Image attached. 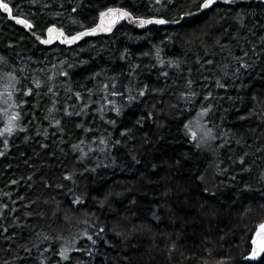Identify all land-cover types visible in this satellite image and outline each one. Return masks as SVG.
<instances>
[{
  "label": "trees",
  "instance_id": "16d2710c",
  "mask_svg": "<svg viewBox=\"0 0 264 264\" xmlns=\"http://www.w3.org/2000/svg\"><path fill=\"white\" fill-rule=\"evenodd\" d=\"M5 2L0 264H264L249 258L264 223V0ZM109 7L166 23L42 42ZM202 107L212 149L185 128Z\"/></svg>",
  "mask_w": 264,
  "mask_h": 264
},
{
  "label": "snow or ice",
  "instance_id": "6c2138e0",
  "mask_svg": "<svg viewBox=\"0 0 264 264\" xmlns=\"http://www.w3.org/2000/svg\"><path fill=\"white\" fill-rule=\"evenodd\" d=\"M158 2H159V0H157V3ZM195 2H196V0H194V3ZM215 2H216V0H202V2L198 4L197 11H200L202 9H207L210 6H212ZM225 2L226 3L230 2V0H225ZM0 9H3L9 15H12V8L10 7L9 3L5 2V0H0ZM73 11H75V9H73ZM184 15H192V13H182V16H184ZM99 16H100V20H101L100 24H97L93 28H86L84 31L76 32L74 35H65V33H64V31L62 29H57L55 27V25H53L52 27L47 29V31L49 33V38L48 39H44L42 42L45 43V44L51 43L52 39L56 38L53 34L54 33H59V36L63 38V42L68 43V44H72L73 42L79 40L81 37H83V36H85V35H87L89 33H95L97 31L110 32L112 30V26L115 25L119 20L124 19V18H132L134 21H138L141 26H143L145 24H150V23L153 22L152 19H144L142 17L136 16L133 12H131V11H129V10L123 8V7H109V8H106L105 10H103V11H101L99 13ZM12 18L13 19H18L19 23L24 24V25L28 26L29 28L32 27V24H31V22L28 19H21V18H18L16 16H12ZM174 22H176V21H174ZM155 23L164 24V23H166V21L164 19H155ZM33 34L35 35V33H33ZM38 39H39V37H38ZM261 43L264 44V37H261ZM252 54L256 55V46L255 45H253V53ZM248 55H249L248 52L244 53V56H248ZM257 58H259V57L257 56ZM237 59L241 61V64H240L241 67H244V68L250 67V65L247 64L243 60L242 57H237ZM161 63H163V61H161ZM208 63H211V61H209ZM238 71H239V68H237V72ZM63 74L67 75V73H63ZM9 75H12V74L9 73ZM164 75H167V73H164ZM36 83H37V85H39L40 82L37 81ZM189 84H191V81H189ZM218 86H221V85L218 84ZM103 87H104L105 91L108 90V86L106 84ZM147 87L148 86L145 85L144 89L140 90V92H139L140 96L145 95V90L147 89ZM27 91L30 94L32 92V89L29 88ZM49 91H52V89L50 88ZM89 91H91V89H89ZM75 95L77 97H80V93H78V92L75 93ZM111 95L112 96H118V95H123V94L120 93L119 91L113 89L111 91ZM195 95H196L195 92H189V93L185 94V98H187L188 96L194 97ZM208 95L211 96V93L209 92ZM9 96H11V94H9ZM127 99L129 101H132V100L136 99V97L131 95V94H129ZM19 103L22 104V103H25V101L21 100V101H19ZM112 103H113L112 101H109V104H112ZM113 110L116 111L118 114L120 112V108L119 107H114ZM52 111H53L52 109H49L50 113ZM208 111H209V108H203L202 107L200 109V113L198 115L202 117L203 115L207 114ZM65 112H66L67 115H72L73 114V113L69 112L67 109H65ZM148 115L151 116L152 113L149 112ZM19 118H20V113L17 112L10 119L8 126L5 128V131L9 135L12 134V132H13V130L15 128L19 127V124L17 123ZM53 120H54V123L56 125H60L61 124V120L55 119V117H53ZM110 123H114V121H110ZM197 123H199V121H197ZM190 125H191V122H189V124H185V128L189 129L191 131ZM211 133H212V129H210V128L203 130V134L200 136V140L202 142H206V140L208 138L215 139V137L212 136ZM124 134L125 133H121L122 136ZM191 135H192L193 138H196L197 133L195 131H192ZM101 143H105V141L101 140ZM116 143L120 144V141L117 140ZM5 144L7 145V141H5ZM198 146H199V144H198ZM73 147L75 148L77 146L74 145ZM0 155H3V153H0ZM241 159H243V158H241ZM13 183H15V181H13ZM79 202H80V197H77L76 200L74 201V203H79ZM262 227H264V225H262ZM117 234L119 235L120 233H117ZM89 239H91V237H89ZM253 244L257 245V247L253 249V251H252V253L250 255L255 257V256H257L259 254L257 249H259L260 251H264V240H261L258 243V241L256 239H253ZM60 255H61L62 258L68 259V257L65 255V251L64 250H62L60 252Z\"/></svg>",
  "mask_w": 264,
  "mask_h": 264
},
{
  "label": "rangeland",
  "instance_id": "374dc122",
  "mask_svg": "<svg viewBox=\"0 0 264 264\" xmlns=\"http://www.w3.org/2000/svg\"><path fill=\"white\" fill-rule=\"evenodd\" d=\"M55 37H56V38H54V39L59 38V37L57 36V34L55 35ZM48 38H49V37H48ZM197 121H199V123H197ZM189 122H191V125H190V127H191V131L188 129V133H189L190 137L196 142V144H199V146L204 147V148H208V149H212V140H213V139L208 138V139L206 140V142H202V141L200 140V136L203 134V130L207 129V128L205 127V124L203 123L202 117L199 116V115L197 114V115H195L194 117H192V119H191ZM189 122H188V124H189ZM192 131H195V132L197 133L196 138H193V137H192V135H191V132H192ZM211 135H212V134H211ZM262 225H264V223H262V224L258 227L257 232L264 230V227H262Z\"/></svg>",
  "mask_w": 264,
  "mask_h": 264
},
{
  "label": "water",
  "instance_id": "95a60500",
  "mask_svg": "<svg viewBox=\"0 0 264 264\" xmlns=\"http://www.w3.org/2000/svg\"><path fill=\"white\" fill-rule=\"evenodd\" d=\"M144 19H152L153 22L150 23V24H145V25L141 26L140 23H139L138 21H134L132 18H124V19L119 20L115 25L112 26V28L115 27L116 25L120 24V23L123 22V21H128V22H129L132 26H134L135 28H144V27H147V26L152 25V24H157V23H155V19H156V18H144ZM15 21L18 22V19H15ZM18 23H19V22H18ZM100 23H101V20H99V23H98V24H100ZM19 24H21V23H19ZM21 25H23L25 28L28 27V26H26V25H24V24H21ZM53 35L55 36L56 33H54ZM253 239H256V240L258 241V243H259V241L264 240V230L257 232V233L255 234V236H254ZM256 247H257V245H254L253 242H252V251H253V249L256 248ZM257 251L259 252V254H258L257 256L253 257V256L250 255L249 258H250L251 260H257V259H258V258L264 253V251H260L259 249H257ZM251 253H252V252H251Z\"/></svg>",
  "mask_w": 264,
  "mask_h": 264
}]
</instances>
